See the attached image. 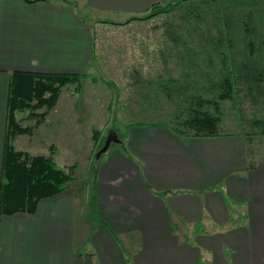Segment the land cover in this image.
Returning a JSON list of instances; mask_svg holds the SVG:
<instances>
[{
    "label": "crops",
    "instance_id": "0c3cea01",
    "mask_svg": "<svg viewBox=\"0 0 264 264\" xmlns=\"http://www.w3.org/2000/svg\"><path fill=\"white\" fill-rule=\"evenodd\" d=\"M169 1L0 0V167L12 70L85 73L78 6L128 18ZM115 143L85 191L0 213V264H264V158L245 133L142 123Z\"/></svg>",
    "mask_w": 264,
    "mask_h": 264
},
{
    "label": "rangeland",
    "instance_id": "374dc122",
    "mask_svg": "<svg viewBox=\"0 0 264 264\" xmlns=\"http://www.w3.org/2000/svg\"><path fill=\"white\" fill-rule=\"evenodd\" d=\"M159 9L138 19L151 9L124 18L77 7L93 31L81 88L62 87L43 124L13 139L30 154H48L52 144L58 165L76 163L71 189L91 185L109 130L122 135L130 123L183 128L198 97L212 113L218 104L220 130L251 135L248 143L264 158V0H171ZM228 73L233 92L219 100ZM22 114L21 124L33 125Z\"/></svg>",
    "mask_w": 264,
    "mask_h": 264
},
{
    "label": "trees",
    "instance_id": "16d2710c",
    "mask_svg": "<svg viewBox=\"0 0 264 264\" xmlns=\"http://www.w3.org/2000/svg\"><path fill=\"white\" fill-rule=\"evenodd\" d=\"M179 1L173 0L175 3ZM150 9L148 15L138 19H147L155 15L157 11H163V9H159L157 4H153ZM84 75V72L27 70H12L10 72L7 123L0 167V213L10 214L16 211L31 213L41 198L50 197L71 186L74 180L73 174L77 167L76 163L68 165V169L58 165L53 158L55 151L52 144L48 147V154H30L24 150L16 149L13 145V139L18 134H31L33 132L34 126L37 127L45 119L49 109L55 105L62 87L74 84L75 89L80 90ZM230 79L231 74L228 73L221 80L220 91L217 95L219 100L228 97L233 92V83ZM195 103L196 107L191 108L190 113L183 120V128L180 125L169 127L181 135H214L220 133L218 104H214L215 113H212L200 107V104L204 103L203 99L198 97ZM19 113H23L24 116L22 117L24 118H33V125L21 124L22 120L18 117ZM132 125H140V123H130L127 127ZM161 125L168 126L164 123ZM248 136L251 135H247V138ZM117 137L121 140L124 134L119 135L117 133ZM248 140L250 139L248 138ZM249 143L253 149L252 155L258 157V151L252 147L251 142ZM90 171L94 173L95 166ZM75 190L85 191L86 189L78 187Z\"/></svg>",
    "mask_w": 264,
    "mask_h": 264
},
{
    "label": "water",
    "instance_id": "95a60500",
    "mask_svg": "<svg viewBox=\"0 0 264 264\" xmlns=\"http://www.w3.org/2000/svg\"><path fill=\"white\" fill-rule=\"evenodd\" d=\"M119 138L117 137L115 131L113 129L109 130L107 136L105 137L102 146L99 148V150L97 151V156H99L100 153L104 152L109 145L111 144V142H118Z\"/></svg>",
    "mask_w": 264,
    "mask_h": 264
}]
</instances>
